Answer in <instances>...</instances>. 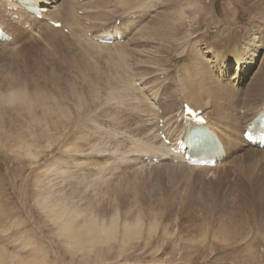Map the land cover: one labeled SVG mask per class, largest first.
Segmentation results:
<instances>
[{"label":"rangeland","instance_id":"rangeland-1","mask_svg":"<svg viewBox=\"0 0 264 264\" xmlns=\"http://www.w3.org/2000/svg\"><path fill=\"white\" fill-rule=\"evenodd\" d=\"M251 3L250 0H158V8L151 10L139 24L148 21L150 28L146 25L144 37L130 42L125 57L118 46L105 49L95 40L96 32L119 27L124 22L116 13L114 17L93 21L91 28L95 33L86 34L96 43L93 45L92 41L76 39L69 29L64 31L66 39L56 35L48 41L41 40L52 33L46 31L36 39L41 41L27 42L29 33L25 35L26 30H20L13 24L12 15L2 10L0 23L8 28L11 24L18 40L17 44L7 41L3 44L6 47L0 45V95L12 90L10 87L36 92L39 85H47L53 87V92L57 91V86L44 74L48 68L56 72L59 84L65 89V93L58 91V94L65 96L49 109L36 104L38 109L26 99L23 104L0 99V253L4 252L14 264H264V240L260 238H264L263 234H258L251 247L212 236L219 226L218 214L226 212V208L240 210L239 198L233 202L230 194L236 191L238 195L240 182L251 177L233 165L219 169L215 176L210 171L189 169L185 165H158L157 161V165L150 167L130 166L132 162L123 154L119 142L130 145L135 139L117 133L108 124L119 123V118L113 115L115 108L129 105L124 104L127 98L121 97L122 75L129 77L130 83L139 79L151 86L156 81L155 85L168 88L177 83L178 73L190 70L192 57L188 56H193L196 37L204 34L201 44L214 49L224 48L233 38L242 40L253 32L261 37L264 26L255 22L248 7ZM258 3L264 6V0ZM191 19L201 23V28L196 29L202 34L193 37ZM122 29L126 37L131 32ZM142 48L149 52L142 63L147 66L139 65L142 61L138 51ZM74 57L87 61L86 66L78 64L74 68L72 65L77 60ZM88 67L92 69H85ZM113 83L118 87L117 96L111 94ZM93 117L101 119L100 131L109 130L103 133L109 140L107 147L103 146L106 141L101 144L109 151L95 152L85 159L81 151H86L87 141L100 143L90 133L98 129ZM244 166L248 168L251 164L246 161ZM90 169L100 174L99 179L93 177ZM261 169L258 167L255 175L264 173H258ZM88 173L97 183L95 189L88 188ZM252 206L255 208L250 209L251 213L264 214L259 202L255 200ZM114 213L115 225L111 223ZM125 220L137 228L134 225L132 230H127L123 225ZM103 221L105 230L96 229ZM64 225H68L67 230ZM254 231L261 232L257 225ZM0 264L7 263L0 259Z\"/></svg>","mask_w":264,"mask_h":264},{"label":"bare ground","instance_id":"bare-ground-1","mask_svg":"<svg viewBox=\"0 0 264 264\" xmlns=\"http://www.w3.org/2000/svg\"><path fill=\"white\" fill-rule=\"evenodd\" d=\"M26 1H29L30 3L28 4ZM250 1L252 3L248 7L250 12L253 14L255 22L259 23L260 27L264 26V6L260 5L258 0ZM157 3L158 0H0V15L3 16L2 10L5 14H11L12 19L14 18L13 24H16L20 30H26V32L24 31V34L29 33L30 39L26 37L28 39H26L27 42L31 39L36 40L46 31H52V33L41 40H47L53 36L55 38L57 37L56 35H61L66 39L68 37L64 34V31L69 29L71 34L74 35L73 37L76 39L77 37H80L86 41H92L91 43L96 45L91 38L86 36L88 31L94 32L91 28L93 21L100 17H114L117 14L119 15L118 19L123 18L124 22L121 23L119 27L111 26L113 28H104L101 29V31L96 33L94 32L96 34L95 40L106 38L109 34H111L113 37L112 43L97 42L98 45L106 47L105 49L110 46H118L121 48L125 57V53L128 52L129 48H131L130 42L135 38L144 37V34L146 33V25L150 28V23L148 21L143 22L142 26L139 24L143 20V17L149 15L151 10L158 8ZM31 4H34L35 8H37V12L32 11ZM186 5L191 8L194 7L190 2H186ZM136 15H140L142 17L140 19H136ZM150 15L152 17V14ZM158 19L159 21L164 22L162 18L158 17ZM159 21L157 23L160 25L161 23ZM51 22H60L61 27H55L51 24ZM116 22L120 23L118 20ZM190 22L194 31L192 32L193 37L194 34H202L200 33V29H196L201 28V23L199 21H193V19H191ZM88 24L90 26H88ZM3 25L6 27L5 29L9 32V34L5 31ZM0 26L8 36L6 40H0V45L5 46L3 44L7 41H12V43L17 44L18 37L12 29L13 26L11 27L10 24L11 29L3 23H0ZM20 26H23L24 28ZM122 27L131 30L127 37ZM11 34L14 35L15 38H12ZM202 35L203 36L201 38H195V51L193 52V56L187 55L188 58L192 57V60H190L191 62L188 64V66L191 67H189L190 70L188 69V71H185L184 73H178L175 77L177 83H175L174 86L167 88L155 85L154 83L156 81H154V83L150 86L139 79H133L130 83L129 77H125L124 75H122L121 78L119 77L120 83L123 85L121 97H126L127 101H125L124 104L129 103V105L127 108H115L113 115L119 118V123L117 124L116 121V123L112 122L108 124L117 133L126 136H133L135 139L132 142L133 145H127V143L125 144L124 142H119L123 146V154H126L127 159L132 162L129 164L130 166H155L157 164L156 161L154 162V158L157 157L156 159H158V165H185L184 167L189 169L210 171L214 176L219 169L223 167L227 168L228 165H231L232 167L233 165L235 166V169L237 167L238 171L240 170L245 172L246 176L248 175L251 177L250 180L248 178L247 181L240 182L239 192H237L238 195H235L236 191L230 194L233 202L239 198L240 203L242 204V206L240 205L241 207H239L240 210L238 209L239 211H236L235 209L232 210L226 208V212L221 213L220 215H217L216 213L215 215L218 216L217 219L219 221V226L212 231L213 238H217L218 240L224 242H242L247 244L248 247H251L253 243L256 242L255 240L257 239L258 234L264 235V214L250 212L255 200L261 204L262 208H264V180L261 179L264 177V173L255 175V170H257L258 167L263 168L261 171L258 170V173L262 171L264 172V147H261L259 143L248 142L244 138V134L264 112V34H261V37L258 38L253 32L242 40L239 38H233L232 41L224 47L225 49H214L212 46H203L201 42L205 36L204 34ZM23 40L24 39H22V42ZM41 40H36L35 42ZM44 42L46 41H43L42 43ZM42 43H37L36 45L40 46ZM61 43L68 44L66 42ZM173 47L175 46L173 45ZM210 49H212V55ZM122 52L120 53L123 54ZM182 52L183 55H185L186 49H183ZM127 54H129V52ZM148 54L149 52L143 48L138 51V56L142 61L140 62L141 64H139L140 66H147L142 63L146 60ZM74 55L76 54L74 53ZM132 55L134 56V54ZM74 59L77 60L75 61ZM74 59L73 61L75 62L72 66H86L87 61L84 63V59L81 61H78V58L75 57ZM85 69L91 70L92 67ZM56 71L58 70L56 69ZM231 71H233L232 75ZM116 73L118 75L121 74V72ZM44 74L53 82L54 86H57V91L53 92V87L47 85H39L36 92H29L23 87H10L12 90L1 92L2 95H0V99L3 101L6 100L15 102V104H23V100L26 99L29 104H35L36 107V104H40L43 106V109L51 108L55 101L61 100L65 96V94L60 96L58 91L65 93V89H62L63 85L59 84L56 72L50 71L47 68L45 69ZM115 76L117 80L118 76ZM71 80L72 79H70L69 82ZM118 81L117 83H119ZM114 83L112 85H115ZM116 88H118L116 85L115 88L114 86L112 89L110 88L113 96H117L115 92ZM241 90H243L242 94L239 95ZM2 100L0 101L2 102ZM3 104L5 103L3 102ZM185 104L193 108L194 111L200 110V115H202L205 120L194 121L191 118H188L185 114ZM176 105L181 106H178L179 108H177ZM169 109H171L172 112L171 110L168 111ZM70 117L71 116H65V118ZM129 120L131 122H129ZM92 121L94 125H98V129H92L90 133L95 134L100 143L87 141L86 151L84 153L81 151L82 155L85 156V159H88L89 156L92 157L95 152L103 153L108 150V148H102L109 142V140L105 139V135L103 134L106 132V126L104 127V131H100L99 128H102L101 119L93 117ZM103 124L105 125V123ZM195 125L208 129L206 134H208L210 138L212 137L215 142H218L217 144L221 149L220 151H218V148L215 150L217 152L215 156L217 157L216 166H190L186 163L185 154L189 149H185L183 153V148L178 146V142L181 140L185 141L187 135L190 134V131L193 127H195ZM162 133L166 134L168 139L172 141L173 145H168L163 141L161 137ZM103 142L105 143L103 144ZM101 144H103V146ZM200 144L201 143H195L194 147H198ZM243 149L244 151H247L244 152ZM133 150L136 151L133 152ZM113 152H116V150L113 149ZM246 161L249 165L251 164V167L249 166L246 168L244 166ZM74 162H76V164H79L80 162L87 164V161L83 159H80V162ZM104 163L102 162V164ZM252 164L256 167H253ZM243 167H245L248 172ZM54 171L53 173H55ZM94 171L98 172L97 170ZM92 174L93 177L99 179L100 174H94V172ZM114 175L116 176V173ZM89 176L90 173L87 175L90 181L88 188L91 187L95 189V187H97L95 184L97 183ZM89 181H87V183H89ZM75 189L77 190L79 188ZM85 193L87 192L85 191ZM78 209H76V211H78ZM77 214H79V211ZM114 217H117L115 213L111 216V223H113V225H115V222L113 221ZM136 221L137 224H139L140 217H138ZM123 225L127 230H132L134 225L137 228L136 224L126 220ZM255 225L258 226V229L261 231L260 233H258V231H254ZM64 229L67 230L68 225H64ZM96 229L104 231L105 221H103L100 225H97ZM260 238L261 240H264V238ZM0 259L5 261L7 264H14V261H11L9 256L4 254V252L0 253Z\"/></svg>","mask_w":264,"mask_h":264},{"label":"water","instance_id":"water-1","mask_svg":"<svg viewBox=\"0 0 264 264\" xmlns=\"http://www.w3.org/2000/svg\"><path fill=\"white\" fill-rule=\"evenodd\" d=\"M200 136V135H199Z\"/></svg>","mask_w":264,"mask_h":264}]
</instances>
